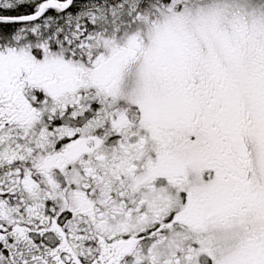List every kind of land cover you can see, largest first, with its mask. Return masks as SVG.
<instances>
[{
	"label": "snow or ice",
	"instance_id": "obj_1",
	"mask_svg": "<svg viewBox=\"0 0 264 264\" xmlns=\"http://www.w3.org/2000/svg\"><path fill=\"white\" fill-rule=\"evenodd\" d=\"M0 264H264V0H0Z\"/></svg>",
	"mask_w": 264,
	"mask_h": 264
}]
</instances>
